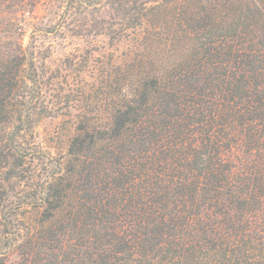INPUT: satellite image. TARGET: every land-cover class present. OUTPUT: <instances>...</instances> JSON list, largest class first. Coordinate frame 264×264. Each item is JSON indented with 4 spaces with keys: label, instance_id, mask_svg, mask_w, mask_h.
Segmentation results:
<instances>
[{
    "label": "trees",
    "instance_id": "16d2710c",
    "mask_svg": "<svg viewBox=\"0 0 264 264\" xmlns=\"http://www.w3.org/2000/svg\"><path fill=\"white\" fill-rule=\"evenodd\" d=\"M70 22L125 53L94 100L92 46L35 51ZM71 110L65 161L21 141ZM36 159L31 192L0 184V264H264V0H0V183Z\"/></svg>",
    "mask_w": 264,
    "mask_h": 264
},
{
    "label": "rangeland",
    "instance_id": "374dc122",
    "mask_svg": "<svg viewBox=\"0 0 264 264\" xmlns=\"http://www.w3.org/2000/svg\"><path fill=\"white\" fill-rule=\"evenodd\" d=\"M58 14H47L41 8L37 12L39 17L38 21L43 22L42 24H46V26H53L58 22ZM71 26V22L64 24L62 28L56 31V35L52 33L37 35L34 40L35 51L43 53L49 52V57L44 62L46 66L54 70L61 66L65 58L72 56L78 57L84 49L92 46L94 57L86 63L85 67L88 70L80 74V79L84 82V90L90 92L89 97L94 100L96 89L94 90L91 84L94 81V74L96 72L99 73L100 70L98 61L104 64L111 63L118 65L125 59V53L121 45L109 46L104 36L97 37L89 45L84 40L72 36V33L69 31L72 29ZM22 29L24 31L22 43L25 46L30 41V29L28 26H24ZM75 114L76 111L71 110L69 114L57 118H42L34 124L30 132L24 134V136L22 135L23 138H21V141L25 146L33 147L43 153L51 155L53 158L65 161L68 141L74 131ZM42 165L45 166V160L36 159L31 162L28 161L26 162L24 171L21 173L20 180H23L24 183L18 184L19 180L14 179L9 182L3 181L0 184H4L5 189L12 190L18 194L22 193L24 189L26 191L30 190L31 192V189L40 180V173L43 171ZM38 216L35 212L28 209L19 218H24L25 222L34 228ZM9 261L15 262L16 257L11 256Z\"/></svg>",
    "mask_w": 264,
    "mask_h": 264
}]
</instances>
